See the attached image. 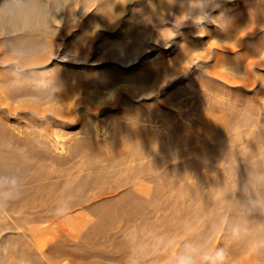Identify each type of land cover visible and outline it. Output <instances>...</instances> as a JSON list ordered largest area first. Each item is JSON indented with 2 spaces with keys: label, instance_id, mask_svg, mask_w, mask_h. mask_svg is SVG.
<instances>
[{
  "label": "rangeland",
  "instance_id": "rangeland-1",
  "mask_svg": "<svg viewBox=\"0 0 264 264\" xmlns=\"http://www.w3.org/2000/svg\"><path fill=\"white\" fill-rule=\"evenodd\" d=\"M185 5L80 0L33 61L52 97L0 68V171L24 180L0 216V264H126L130 232L163 264L151 233L225 207L221 187L264 147V0H220L204 25ZM242 264H264V248Z\"/></svg>",
  "mask_w": 264,
  "mask_h": 264
},
{
  "label": "clouds",
  "instance_id": "clouds-1",
  "mask_svg": "<svg viewBox=\"0 0 264 264\" xmlns=\"http://www.w3.org/2000/svg\"><path fill=\"white\" fill-rule=\"evenodd\" d=\"M80 0H0V56L13 59L0 64L12 81L18 84L39 82L46 89L45 98L57 90L47 65L33 61L42 57L63 25L62 13L76 10ZM220 0H186L185 11L192 22L203 17L201 24L217 21L211 13ZM188 21V20H187ZM193 23V22H192ZM194 24V23H193ZM195 25V24H194ZM246 174L241 180L238 163L233 169L232 182L221 199L225 207L211 222L188 220L174 234L151 233L146 250L163 264H242L252 248L257 253L264 248V147L255 150L244 161ZM24 180L12 172L0 171V216L7 213L13 202L20 199ZM73 197L65 195L55 205L57 215H66ZM217 234L219 239H217ZM130 250L126 264H146L145 249L134 233L125 237Z\"/></svg>",
  "mask_w": 264,
  "mask_h": 264
}]
</instances>
